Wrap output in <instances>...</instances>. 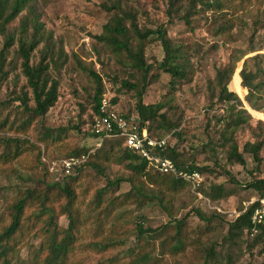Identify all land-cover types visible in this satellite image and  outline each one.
I'll list each match as a JSON object with an SVG mask.
<instances>
[{
  "label": "rangeland",
  "instance_id": "374dc122",
  "mask_svg": "<svg viewBox=\"0 0 264 264\" xmlns=\"http://www.w3.org/2000/svg\"><path fill=\"white\" fill-rule=\"evenodd\" d=\"M121 1L128 8L136 11L139 28L155 29L163 26L167 28L168 35L172 38L191 46L190 61L193 73L189 82H180L176 87L171 88L169 74L153 68L149 75V84L143 95V101L156 103L164 100L168 106L162 111H166L168 120L176 124L169 130L154 128L150 133L155 137H167L170 145L177 149L185 162L196 161L200 165L210 166L212 171L203 173L205 190L211 184H221L231 192V195L227 197L211 200L201 192L202 197H199L188 186L177 195L172 208L174 218L180 219L193 209H198L200 213L208 217L216 214L210 222L211 231L201 237L202 244L214 246L222 258L230 254L234 264H264V240L256 246L249 247L253 237L247 233L235 238L234 243L227 242L225 239L228 221L233 220L249 206L248 203L252 199L258 197L255 189L247 188L245 185L255 178H264V150L261 152L263 162L259 172L254 171L255 162L247 152L243 153L244 165L227 161L224 149L219 144V132L222 127L219 120L224 115V106L215 101L208 87L216 68L226 63L229 49L247 46L251 27L247 26L244 29L237 27L232 32L233 41L223 44L221 37L213 36L210 23L202 24L193 32L177 17L169 21L166 11L167 0ZM256 2L264 7V0ZM108 3L109 0L35 1L37 11L41 15L40 21L43 22L47 31L52 32L53 40L63 45L68 60L58 72L52 71L58 80L57 101L42 119L38 117L33 120L26 133L17 131V125L26 113L23 108L16 107L18 102H14L13 99L21 91H27L29 95L31 92L21 73L20 59L15 51L16 44L3 51L7 77L4 80L0 78V111L2 116L9 117V122L13 121V126L9 128L8 124L7 127L0 128V153L5 148L4 140L8 138H17L25 142H19L23 152L17 159L6 164L0 163V229L8 221V205L16 201L24 190L30 187L45 189L47 184L55 181L63 183L60 169L58 167L51 169L53 161L66 157L65 154L75 148L87 147L89 154H93L98 148L109 149L112 141H118L105 139L100 142L91 134L94 119L92 97L95 83L93 78L79 67L76 57L81 60L82 65L94 67L101 75L103 93L117 99L116 104L120 111L135 113L137 92L142 83L141 75L126 66L124 59L108 53L93 38V35L102 31V26L110 16L103 7V4L109 5ZM255 17L257 14L247 18L249 25ZM19 18L20 16L11 23V28L18 25ZM262 39L260 33L258 45L262 43ZM2 46L3 37L0 35V51ZM259 52L264 53V49ZM163 55L160 42L150 37L145 48L147 62L152 63L154 60L159 62ZM38 60L39 53L32 52L31 63L36 64ZM241 66L240 61L228 87L243 98L239 78ZM157 74L159 77L155 79L154 76ZM122 81H127L130 86L124 87ZM246 108H249L248 105ZM251 112L253 125L257 120L264 121V113H256L252 110ZM45 132L52 135L49 140L50 145L48 144L47 147L39 141ZM249 139L250 133L247 130L237 134L240 150L244 142ZM128 176L129 171L123 167V164L112 159L105 162L104 175H98L90 167H83L77 179L72 182L81 214V225L79 238L69 264H116L110 263L108 259H121L136 246L135 225L138 219L142 220L144 227L150 228L161 226L169 221V215L155 201H147L143 205L129 202L117 209V213L122 214L123 219L113 228L114 233L118 232L116 234L119 235V239H122V244L105 251L95 246L96 242L103 240L102 235L95 233V219L100 210L96 208L95 193L104 187L107 179H123L115 191L110 189L102 197L100 202L102 207L110 195H123L130 190V184L125 181ZM59 204V200L58 203H48L54 209V220L64 228L68 224V219L65 215L59 214ZM37 208V205L31 204L25 210L26 227L17 237L14 264H29L33 254L47 240L44 222L34 220L33 214ZM186 225V230L192 237L195 236V229H203L206 223L192 214L188 217ZM110 229L111 225L108 224L105 235L109 234ZM200 262L195 247H190L180 256L165 255L162 264H199Z\"/></svg>",
  "mask_w": 264,
  "mask_h": 264
},
{
  "label": "trees",
  "instance_id": "16d2710c",
  "mask_svg": "<svg viewBox=\"0 0 264 264\" xmlns=\"http://www.w3.org/2000/svg\"><path fill=\"white\" fill-rule=\"evenodd\" d=\"M35 1L0 0V35L3 37V46L0 51V78L4 80L7 77L6 59L3 56V51L16 44L15 51L20 59L21 73L31 92L29 95L27 91H21L13 99L14 102H18L16 107L23 108L26 113V116L17 125V131L24 133L28 132V128L35 118L42 119L57 101L59 96L58 80L52 71L58 72L68 60L63 45L53 40L52 32L47 31L43 22L40 21L41 15L37 11ZM256 1L258 0H167L166 11L169 21L177 17L193 32L202 24L210 23L213 36L221 37L223 44L233 41L232 32L237 27L239 29L251 27L247 46L229 49L226 63L216 68L208 87L210 95L216 99L215 101L224 106V115L219 120L222 124L219 132V144L224 149L227 161L244 165L243 153L247 152L255 162L254 171L259 172L263 162L261 152L264 150V121L257 120L253 125V117L244 104L245 102L249 108L256 112L264 113V53L259 52L264 49V7H261V4ZM108 4H103V7L110 13V16L102 26V31L93 35V38L108 53L124 59L126 66L141 75L142 82L137 92L135 113L121 112L125 116H133L139 127L145 126L149 132L154 128L169 130L175 127L176 124L168 120L167 112L162 111L168 106L166 102L162 100L156 103H145L143 95L149 84V75L153 68L170 75L171 88L176 87L180 82L191 80L193 73L190 61L191 46L172 38L168 35L167 28L163 26L155 29L139 28L136 11L128 8L121 0H109ZM258 13L262 16H259ZM255 14L257 17L249 25L247 18L255 16ZM18 16H20L18 25L11 28V23ZM260 33L263 41L258 45L257 40ZM150 37L158 40L162 46L164 55L159 62L154 60L152 63H148L146 60L145 48ZM34 51L39 53V60L36 64L31 63ZM75 60L79 67L93 78L95 83L92 109L93 116L96 117L99 115L98 106L103 94L102 77L94 67L82 65L81 60L77 57ZM240 61H242V66L239 70V78L244 101L233 89L230 90L228 87ZM158 77L159 74L154 76L155 79ZM122 85L130 86L127 81H122ZM112 101L116 103L117 99L113 97ZM31 102L32 104H30ZM0 117H2L0 118V128H5L8 124L9 128L13 126V121L9 122L8 116H2V111H0ZM244 130L250 133V139L244 142L240 150L237 134ZM91 134L93 135V133ZM51 138L52 135L45 132L39 141L47 147L48 144L50 145ZM117 140L111 142L109 149L100 147L93 154H89L87 147L72 149L63 158L82 155H88V158L81 165L73 168L70 173L66 174L61 171L63 183L55 181L47 184L45 189L27 188L16 201L8 205V221L0 229V264H14L17 237L23 233L26 227L25 210L31 204L38 206L33 214L34 220L44 222L47 240L33 254L29 264H69L79 238L81 225V214L72 182L77 179L83 167H90L98 175H104L105 162L112 159L122 163L123 167L129 171V176L125 181L130 184V190L123 195H110L102 207L100 205L102 197L110 189L115 191L123 179H107L104 187L95 193L96 208L100 209L95 219V233L103 236V240L96 242L95 246L105 251L122 244V239H119V235L116 234L118 232L114 233L113 228L123 219V215L118 214L117 209L129 202L143 205L147 201H155L166 211L170 219L167 223L155 228L144 227L142 220L138 219L135 225L136 246L121 259L109 258L110 263L162 264L165 255L180 256L188 248L195 247L201 260L199 264H234L230 254L223 256V260L214 246H206L201 242V237L211 231L210 222L216 214L208 217L200 213L198 209H193L180 219L174 218L172 214L174 202L177 195L187 189L188 183L172 174L159 172L139 154L128 149L124 145L123 139ZM19 142L25 141H19L17 138L4 140L5 148L0 153L1 164L9 163L22 154L23 148ZM156 153L171 159L181 171H198L203 177L198 190L211 200L231 195V192L221 184H211L205 190L203 173L211 172L210 166L200 165L196 161L185 162L169 141L163 150L156 151ZM46 169L48 170V168ZM245 187L255 189L258 197H264V178H255L246 183ZM58 200L60 202L59 214L65 215L68 219V224L64 228L54 220V209L48 205V203H58ZM257 204L254 202L236 215L233 220L228 221L225 238L227 242L234 243L235 238L241 237L243 233L250 235V216ZM192 214L204 220L206 225L203 229H195V236L190 237L186 230V221ZM108 224L111 225V229L109 234L105 235ZM252 237L249 247L256 246L264 240V225H261L258 233ZM155 251H157L156 254Z\"/></svg>",
  "mask_w": 264,
  "mask_h": 264
},
{
  "label": "built area",
  "instance_id": "2783aa9c",
  "mask_svg": "<svg viewBox=\"0 0 264 264\" xmlns=\"http://www.w3.org/2000/svg\"><path fill=\"white\" fill-rule=\"evenodd\" d=\"M99 115L94 117L91 125V133L98 141L105 139H123L124 145L134 153L143 157L150 165L162 173H169L176 178H181L188 183L189 188L202 197L198 190L201 186L203 177L198 171H181L175 163L162 155L156 153L166 146L167 137H155L148 129L139 127L137 120L133 116H125L112 101V97L106 93L102 94L99 106ZM88 155L80 157L62 158L53 161L51 169L58 167L64 173H70L73 168L81 165L86 161ZM257 202L251 216V232L250 236L258 233L261 225H264V197L252 199L248 204Z\"/></svg>",
  "mask_w": 264,
  "mask_h": 264
},
{
  "label": "water",
  "instance_id": "95a60500",
  "mask_svg": "<svg viewBox=\"0 0 264 264\" xmlns=\"http://www.w3.org/2000/svg\"><path fill=\"white\" fill-rule=\"evenodd\" d=\"M241 64H242V61H241ZM236 69H237V68H236ZM239 70H240V69H239ZM246 91H247V90H246ZM238 96H239V95H238ZM239 97H240V96H239ZM240 99L243 100V98H241V97H240ZM243 101H244V100H243ZM245 105H247V104H245ZM249 109H251V108H247V110H248L250 113H252V112H251L252 109H251V110H249ZM252 111H254V110H252ZM255 112H256V111H255ZM256 113H258V112H256Z\"/></svg>",
  "mask_w": 264,
  "mask_h": 264
}]
</instances>
